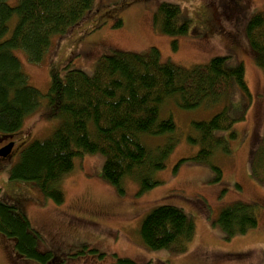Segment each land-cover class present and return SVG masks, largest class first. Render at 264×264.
<instances>
[{
  "label": "rangeland",
  "instance_id": "1",
  "mask_svg": "<svg viewBox=\"0 0 264 264\" xmlns=\"http://www.w3.org/2000/svg\"><path fill=\"white\" fill-rule=\"evenodd\" d=\"M229 1L94 0L77 25L53 38L40 62L30 61L22 49L12 50L28 84L43 97L40 108L25 118L19 130L0 131V147L13 142L11 154L0 158V201L20 200L17 211H23L40 234L41 249L51 250L60 264H114L116 256L150 264H264V183L254 177L249 161L264 135V69L255 63L245 34L251 16L264 9V0H232L237 6ZM17 2L7 0L10 5ZM161 2L177 5L181 18L189 20L185 35L169 36L153 24ZM116 19L121 24L115 27ZM15 20H9L6 37ZM151 47L158 49L162 61L185 68L205 64L214 56L225 57L229 68L242 64L247 92L234 84L229 104L235 121L229 129L217 131L227 140L228 153L215 152L209 163L197 161L193 157L199 145L187 139L191 122L208 120L220 110V103L184 109L169 98L160 116L172 118L177 141L165 166L155 172L159 183L143 192L130 177L121 181L122 190L105 180L101 175L105 156L98 152L74 158L73 168L58 182L64 194L59 204L43 197L33 182L9 177L20 150L34 139L46 138L60 123L59 118L44 115L50 67L62 70L69 63L70 68L90 75L105 54L114 50L146 53ZM168 136L145 140L156 145ZM237 201L253 204L257 225L226 236L214 221L222 208ZM161 204L182 209L193 221L194 236L186 251L148 249L142 244L140 222ZM6 244L0 238V264H40L13 258Z\"/></svg>",
  "mask_w": 264,
  "mask_h": 264
},
{
  "label": "trees",
  "instance_id": "2",
  "mask_svg": "<svg viewBox=\"0 0 264 264\" xmlns=\"http://www.w3.org/2000/svg\"><path fill=\"white\" fill-rule=\"evenodd\" d=\"M94 0H18L10 5L0 0V131L19 130L25 118L38 110L43 94L28 84L15 48L26 52L32 62L43 60L53 38L80 22ZM14 28L6 37L8 22ZM120 19L113 25L119 26ZM153 24L169 36L185 35L189 20L181 18L177 5L161 2ZM255 63L264 69V9L248 20L245 28ZM6 37V38H5ZM175 49L176 41H172ZM46 93L47 119L59 118V125L43 139L24 146L9 177L28 180L45 198L59 204L64 200L58 182L74 165V158L86 153L105 156L102 177L117 185L125 177L139 183L143 192L159 181L155 172L165 166L177 137L172 118L160 116L163 104L173 98L184 109L221 104L208 120L192 121L187 135L199 148L197 161L211 162L215 152L228 153L227 140L217 131L229 129L235 121L229 99L234 84L247 92L242 64L229 68L225 57L214 56L207 63L185 68L162 61L157 48L146 53L114 50L101 56L92 74L70 68L49 69ZM169 135L161 144H149L145 137ZM1 158V157H0ZM251 172L264 183V135L250 154ZM212 168L220 174L216 165ZM19 199L0 201V238L10 256L40 264H60L51 250L41 249V236L31 227ZM226 236L244 233L257 225L253 204L234 202L220 210L214 221ZM148 249L167 248L184 252L194 236L191 218L180 208L161 204L145 214L138 229ZM20 256V257H19ZM14 258V257H13ZM114 264H150L116 256Z\"/></svg>",
  "mask_w": 264,
  "mask_h": 264
},
{
  "label": "water",
  "instance_id": "3",
  "mask_svg": "<svg viewBox=\"0 0 264 264\" xmlns=\"http://www.w3.org/2000/svg\"><path fill=\"white\" fill-rule=\"evenodd\" d=\"M13 147V142H9L2 147H0V157H7L8 155L11 154Z\"/></svg>",
  "mask_w": 264,
  "mask_h": 264
},
{
  "label": "flooded vegetation",
  "instance_id": "4",
  "mask_svg": "<svg viewBox=\"0 0 264 264\" xmlns=\"http://www.w3.org/2000/svg\"><path fill=\"white\" fill-rule=\"evenodd\" d=\"M229 4H231L233 6H237L235 2L232 3V0L229 1ZM229 4L226 5V7H228V9L230 8L229 10H231V12H232V9H231L232 6H230ZM222 14H226V13L225 12H222ZM222 16H225V15H222Z\"/></svg>",
  "mask_w": 264,
  "mask_h": 264
}]
</instances>
